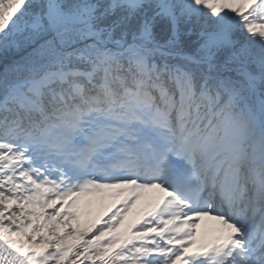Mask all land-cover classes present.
<instances>
[{
    "label": "snow or ice",
    "instance_id": "1",
    "mask_svg": "<svg viewBox=\"0 0 264 264\" xmlns=\"http://www.w3.org/2000/svg\"><path fill=\"white\" fill-rule=\"evenodd\" d=\"M86 262L264 264V0H0V264Z\"/></svg>",
    "mask_w": 264,
    "mask_h": 264
},
{
    "label": "rangeland",
    "instance_id": "2",
    "mask_svg": "<svg viewBox=\"0 0 264 264\" xmlns=\"http://www.w3.org/2000/svg\"><path fill=\"white\" fill-rule=\"evenodd\" d=\"M119 205V199H110L105 200L103 202H95L93 205L88 208L85 212H82L79 215L78 221L74 223H78L80 226L81 231H85L92 227V225H96L97 227L101 226L100 221L102 219H105L108 214L112 210H114L115 207ZM132 215H135V212L133 210V213L129 214L128 217H126L124 224L127 225L132 222ZM124 225L121 226L119 231H123Z\"/></svg>",
    "mask_w": 264,
    "mask_h": 264
},
{
    "label": "bare ground",
    "instance_id": "3",
    "mask_svg": "<svg viewBox=\"0 0 264 264\" xmlns=\"http://www.w3.org/2000/svg\"><path fill=\"white\" fill-rule=\"evenodd\" d=\"M139 207V206H138ZM138 211V208L137 209H134V212H135V215H132V219L131 220H134L136 218V212ZM197 238L199 239V233H198V236Z\"/></svg>",
    "mask_w": 264,
    "mask_h": 264
},
{
    "label": "trees",
    "instance_id": "4",
    "mask_svg": "<svg viewBox=\"0 0 264 264\" xmlns=\"http://www.w3.org/2000/svg\"><path fill=\"white\" fill-rule=\"evenodd\" d=\"M86 264H87V262H86Z\"/></svg>",
    "mask_w": 264,
    "mask_h": 264
}]
</instances>
